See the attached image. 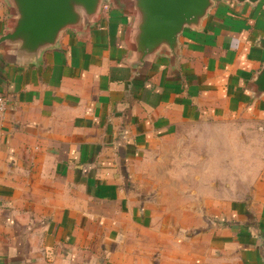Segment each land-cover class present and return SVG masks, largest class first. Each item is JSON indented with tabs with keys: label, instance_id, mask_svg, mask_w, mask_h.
I'll use <instances>...</instances> for the list:
<instances>
[{
	"label": "crops",
	"instance_id": "1",
	"mask_svg": "<svg viewBox=\"0 0 264 264\" xmlns=\"http://www.w3.org/2000/svg\"><path fill=\"white\" fill-rule=\"evenodd\" d=\"M132 23L112 0L35 64L0 50V264H264V0H216L144 79Z\"/></svg>",
	"mask_w": 264,
	"mask_h": 264
},
{
	"label": "water",
	"instance_id": "2",
	"mask_svg": "<svg viewBox=\"0 0 264 264\" xmlns=\"http://www.w3.org/2000/svg\"><path fill=\"white\" fill-rule=\"evenodd\" d=\"M10 24L0 37L7 64L27 66L39 62L45 52L57 49L62 35L95 26L106 3L112 0H7ZM133 16L126 32L129 64L134 76L144 79L156 60L167 56L177 67L179 38L186 30L199 31L216 6V0H116ZM256 6L260 0H234ZM264 50V38L258 40ZM254 98L264 96V64L250 82Z\"/></svg>",
	"mask_w": 264,
	"mask_h": 264
},
{
	"label": "rangeland",
	"instance_id": "3",
	"mask_svg": "<svg viewBox=\"0 0 264 264\" xmlns=\"http://www.w3.org/2000/svg\"><path fill=\"white\" fill-rule=\"evenodd\" d=\"M219 1H221V0H219ZM182 136V134L180 135V137ZM183 137V136H182ZM182 151H183V149H182ZM196 154H199V148H196ZM158 153H152V156H154V155H157ZM214 154H218V152L215 150V152H214ZM185 163V162H184ZM184 163H178L177 165H176V170H183V169H185V164ZM161 166V168H164L165 170H161L162 171V173H161V175H160V178H154V172H153V167H154V164L152 163V161L149 159L147 162H145V163H142L140 166H139V168H135L136 169V171L139 169V170H144V169H146L147 167L149 168V172L150 173H148V174H145L142 178H141V180H140V182H141V184L142 185H144L145 187H147V188H152V186H154V185H156V184H160L161 186H168V184H169V179H168V177L166 176L167 174H168V168L167 167H169L170 165L166 162V163H164V164H161L160 165ZM158 171V170H157Z\"/></svg>",
	"mask_w": 264,
	"mask_h": 264
},
{
	"label": "built area",
	"instance_id": "4",
	"mask_svg": "<svg viewBox=\"0 0 264 264\" xmlns=\"http://www.w3.org/2000/svg\"><path fill=\"white\" fill-rule=\"evenodd\" d=\"M5 110H6V100L2 95H0V120H1Z\"/></svg>",
	"mask_w": 264,
	"mask_h": 264
}]
</instances>
